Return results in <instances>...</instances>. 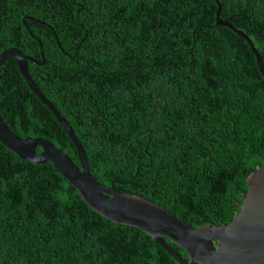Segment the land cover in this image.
I'll use <instances>...</instances> for the list:
<instances>
[{
    "label": "trees",
    "instance_id": "trees-1",
    "mask_svg": "<svg viewBox=\"0 0 264 264\" xmlns=\"http://www.w3.org/2000/svg\"><path fill=\"white\" fill-rule=\"evenodd\" d=\"M218 2L264 66V0ZM217 10L216 0H0V55L44 54L28 73L95 181L193 228L222 226L264 163V77ZM0 115L16 136L48 140L81 167L13 58L0 65ZM0 264L179 263L142 230L91 209L51 162L24 161L0 142Z\"/></svg>",
    "mask_w": 264,
    "mask_h": 264
},
{
    "label": "water",
    "instance_id": "water-1",
    "mask_svg": "<svg viewBox=\"0 0 264 264\" xmlns=\"http://www.w3.org/2000/svg\"><path fill=\"white\" fill-rule=\"evenodd\" d=\"M218 5L217 24L227 27L244 38L254 55L264 77V66L252 40L237 30L228 20L220 18ZM13 58L28 87L53 113L67 132L77 149L81 167L76 166L62 150L43 138H20L6 125L0 115V142L24 161L35 164L51 162L55 168L75 187L83 200L95 212L110 221L142 230L160 247L167 251L179 264H264V163L247 179L249 191L243 195L241 210L234 220L222 226L204 225L193 228L184 220L149 200L135 195L119 193L113 185L107 187L95 181L90 173L81 142L59 110L45 98L37 88L27 70V62L44 66L15 48L4 50L0 65ZM41 148L38 153L37 149ZM184 249V259L165 239Z\"/></svg>",
    "mask_w": 264,
    "mask_h": 264
}]
</instances>
